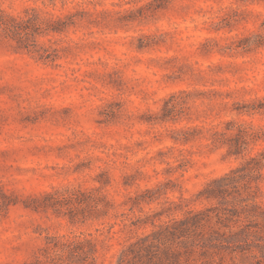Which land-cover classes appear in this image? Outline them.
Instances as JSON below:
<instances>
[{
    "label": "rangeland",
    "instance_id": "1",
    "mask_svg": "<svg viewBox=\"0 0 264 264\" xmlns=\"http://www.w3.org/2000/svg\"><path fill=\"white\" fill-rule=\"evenodd\" d=\"M0 10L67 23L22 43L0 32V264L79 234L98 242L96 264H118L154 232L165 264L164 250L178 264H264L263 217L241 200L258 186L264 204V179L238 172L224 199L203 191L264 150V0H0ZM238 126L263 138L228 156L211 132L230 139ZM65 189L113 207L77 224L26 207ZM195 214L199 227L170 234Z\"/></svg>",
    "mask_w": 264,
    "mask_h": 264
},
{
    "label": "trees",
    "instance_id": "2",
    "mask_svg": "<svg viewBox=\"0 0 264 264\" xmlns=\"http://www.w3.org/2000/svg\"><path fill=\"white\" fill-rule=\"evenodd\" d=\"M165 2L167 0H159ZM248 1V0H243ZM253 1V0H249ZM32 11H35L32 9ZM34 13V12H32ZM72 15L67 18L72 21ZM39 19L36 15L33 17H15L0 10V32L11 39H15L19 43L28 40L31 35L29 31H53L61 32L67 26L66 22L58 20H49L44 27L38 23ZM264 27V22L262 23ZM29 49V46H26ZM234 129L235 126L232 125ZM236 133L229 139L225 131L213 130L211 132L212 143L214 145L227 146L228 156H238L246 151L251 143L261 140L263 135L252 131L250 128L237 127ZM264 169V150L260 151L254 156H249L245 159L244 164L240 168H236L226 173L220 178L214 179L203 190L208 198H222L230 194L231 189H236L239 182L244 180L243 174L257 175L256 179H264L261 170ZM244 192L250 190V184L243 185ZM257 191L260 193L258 186L256 191L252 192L250 198H243L244 202L253 200L251 208H255L260 213L264 220V204L255 202ZM250 192V191H249ZM240 194V193H239ZM3 202V201H2ZM13 201H6L4 205H14ZM138 202H134L136 206ZM36 212L52 211L55 216H66L71 224L85 223L90 219H98L105 217L108 214V209L112 208V203L105 198L90 197L88 192L80 190L65 189L63 191H56L54 193H44L40 198L31 199L27 205ZM201 214H195L191 217H184L178 220L174 233L169 231L171 235L176 236V231L180 234L189 232L191 228L200 226L202 219ZM205 218V217H203ZM207 220V219H206ZM165 231L168 227L164 228ZM158 234L156 232L139 238L136 242L131 243L123 252H121L118 259V264H131L137 261L139 264H165L156 253L151 252L153 240ZM189 237V236H187ZM145 253L143 255V253ZM98 254V242L92 237L86 235H50L45 237V242L38 250V255L34 260L28 264H96ZM165 258L169 264H178L177 254L169 253L164 250ZM132 255V257H130ZM167 257H171L168 259ZM137 258V259H135ZM157 258V259H156ZM135 261H134V260Z\"/></svg>",
    "mask_w": 264,
    "mask_h": 264
}]
</instances>
